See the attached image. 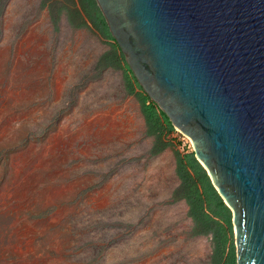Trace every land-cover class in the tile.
Segmentation results:
<instances>
[{
    "label": "rangeland",
    "instance_id": "1",
    "mask_svg": "<svg viewBox=\"0 0 264 264\" xmlns=\"http://www.w3.org/2000/svg\"><path fill=\"white\" fill-rule=\"evenodd\" d=\"M107 50L42 0H0V264H214L174 200L191 140L153 153L121 73L99 75Z\"/></svg>",
    "mask_w": 264,
    "mask_h": 264
},
{
    "label": "water",
    "instance_id": "2",
    "mask_svg": "<svg viewBox=\"0 0 264 264\" xmlns=\"http://www.w3.org/2000/svg\"><path fill=\"white\" fill-rule=\"evenodd\" d=\"M96 2L230 209L237 264H264V0Z\"/></svg>",
    "mask_w": 264,
    "mask_h": 264
},
{
    "label": "trees",
    "instance_id": "3",
    "mask_svg": "<svg viewBox=\"0 0 264 264\" xmlns=\"http://www.w3.org/2000/svg\"><path fill=\"white\" fill-rule=\"evenodd\" d=\"M42 6L49 10L55 26L58 27L62 20H66L73 29L92 30L106 40L108 50L98 61L99 75L105 71L121 73L124 92L139 102L146 134L154 138L153 153H161L166 148L164 138L175 132V128L137 82L123 52L112 37L96 0H42ZM176 171L180 185L174 193V200H184L187 203L188 214L193 224V235L213 236L214 264H218V261L225 257L227 250L229 252L226 264H236L235 247L231 243L233 237L231 211L214 189L206 171L196 160L194 152L185 156L177 154Z\"/></svg>",
    "mask_w": 264,
    "mask_h": 264
}]
</instances>
